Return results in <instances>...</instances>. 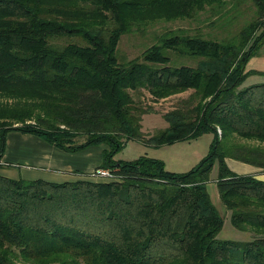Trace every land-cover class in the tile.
I'll use <instances>...</instances> for the list:
<instances>
[{
  "label": "trees",
  "instance_id": "16d2710c",
  "mask_svg": "<svg viewBox=\"0 0 264 264\" xmlns=\"http://www.w3.org/2000/svg\"><path fill=\"white\" fill-rule=\"evenodd\" d=\"M228 1L0 0V167L14 130L66 152L105 144L98 167L113 174L53 182L0 173V264H264V180L225 161L264 170V82L242 86L264 75L246 70L264 44V0H251L255 16L233 36L170 30L139 57L116 55L139 23L202 11L229 22ZM69 36L80 41L54 42ZM141 89L155 99L190 90L147 138L130 93ZM207 131L209 153L185 172L145 155L114 158L129 140L159 147ZM215 161L219 198L234 227L253 230L249 240L216 237L223 217L206 189Z\"/></svg>",
  "mask_w": 264,
  "mask_h": 264
},
{
  "label": "rangeland",
  "instance_id": "374dc122",
  "mask_svg": "<svg viewBox=\"0 0 264 264\" xmlns=\"http://www.w3.org/2000/svg\"><path fill=\"white\" fill-rule=\"evenodd\" d=\"M234 4L236 11H233L230 14L229 17L231 18L229 22L220 21L218 16H213L208 11H202L192 18H184V19L178 18V19H170V20L156 19L152 21H146L144 23H139L138 25H134L129 32L123 34L120 37L116 47L117 58L120 62H124L139 57L141 55V52L145 48L152 45L153 43H156L162 34L170 30H181L187 34H195L197 32H201L203 33L204 36L213 39H222L230 35L233 36L245 23L253 19L255 16V6L253 5L251 0H230L228 1L226 6L229 8ZM69 41L76 42L80 40L77 36H69L64 38L61 37V39L55 40L54 42L57 44H63ZM181 63L190 66H195L196 62L195 60L190 58H182V57H177L175 55H171V64L177 65ZM256 65L258 64L254 62L251 65L248 64L246 67L253 68L256 67ZM252 75H258V76L252 77L251 75H249L250 77H248V81L243 82L242 84L243 86L244 85L248 86L249 84H247V82L248 83L250 82V84H254V83L259 84L264 81V75H259V74H252ZM189 91L190 90L161 99L153 98L145 89H141L140 91L130 92L138 107H141L142 110L145 111L144 113H142L140 119L141 131L143 132L145 138L156 134L158 131L164 129L168 125V123L163 118V114L171 110L173 107H175L179 103V100L185 98L188 95ZM217 131L218 134L221 133L219 128H217ZM213 137H214L213 132L207 131L200 134L196 138L176 141L159 147L146 145L140 141L129 140L128 142H126V145L120 151L116 152L114 158L120 160H132L140 155L156 157L163 160L165 164V168L167 170L172 172H185L191 169L196 163H198L204 156H206L209 153L210 144L212 142ZM238 141H246V140L238 139ZM249 143L255 144L253 142H249ZM22 144L23 143H21L20 146L21 150L25 148L26 149L35 148V146L31 147ZM104 145L105 144L93 145L94 147H92L91 149L92 150L91 158L97 159L100 162L102 158V150H103L102 147H105ZM96 153L97 155H95ZM18 163L24 164L25 162L21 161ZM20 164H18L16 167H13V169L8 168V166L4 165V167L2 168L0 167V173L5 174L6 176L9 177H15V175L18 174L19 176L17 177L23 178L25 177V175L23 174L25 173L26 169L23 168L24 166H20ZM99 168L102 167H98L97 165L93 170L95 171L96 169ZM255 168H256V172L249 174L255 176L258 179L264 180V170L259 167H255ZM32 169L33 170L31 171V173H26V174H33L35 175L34 177H43V178L55 177L52 176L50 172L47 173V171L45 172V170L43 169L35 168V167H32ZM93 170L86 173H80V175L83 178L92 177L91 174L94 172ZM38 171L41 172L38 173ZM217 174H218V163L217 161H215L209 172L208 181L206 182V189L211 202L216 207L220 215L223 217V224L221 226L220 231L217 233L216 237L219 239H230V240H239V241L251 239L253 236H256L252 232L253 230L251 228L247 227L245 230H241L232 225L230 221V212L225 208V206L223 205V203L219 198L216 181H215ZM93 179H96L97 181L108 180L107 178H93ZM18 264H26V263L19 262Z\"/></svg>",
  "mask_w": 264,
  "mask_h": 264
},
{
  "label": "crops",
  "instance_id": "0c3cea01",
  "mask_svg": "<svg viewBox=\"0 0 264 264\" xmlns=\"http://www.w3.org/2000/svg\"><path fill=\"white\" fill-rule=\"evenodd\" d=\"M254 62L258 65L253 68L246 67V70L251 69L264 72V44L260 48L258 54L249 59L246 66L248 64L251 65ZM251 76L254 77L258 75ZM248 77L244 80V82L248 81ZM247 84L252 85L250 84V82H247ZM21 143H23L22 145H28L31 147L35 146V148H25L21 150ZM92 147L94 146L92 145L76 152H66L47 143L43 139L38 138V136L34 134L9 131L5 135V147L3 156L1 158V163L9 164L10 167L8 168L13 169V167H16L18 164H20L18 162H25L24 164H20V166H24L23 168L26 169L25 173L23 174L25 175L23 179L32 180L41 178L53 182L73 181L76 179H82L83 177L80 175V173L90 172L100 164L101 161L99 162L97 159L91 158ZM103 148L105 147H102V149ZM95 155H97V153ZM225 161L230 169H232L236 173L249 174L256 172V168L252 165L228 157L225 159ZM32 167L43 169L45 170V172L47 171V173L50 172L51 175L55 176L56 178L50 177V179L43 177H34L35 175L33 174H26L31 173V171L33 170ZM39 172L41 171H38V173ZM17 176L19 175L17 174L12 178H21Z\"/></svg>",
  "mask_w": 264,
  "mask_h": 264
},
{
  "label": "built area",
  "instance_id": "2783aa9c",
  "mask_svg": "<svg viewBox=\"0 0 264 264\" xmlns=\"http://www.w3.org/2000/svg\"><path fill=\"white\" fill-rule=\"evenodd\" d=\"M94 171V170H93ZM91 178H107V179H111V177H113V174L111 173V171L109 169L106 168H99L96 169L92 174H91ZM96 176V177H93Z\"/></svg>",
  "mask_w": 264,
  "mask_h": 264
}]
</instances>
